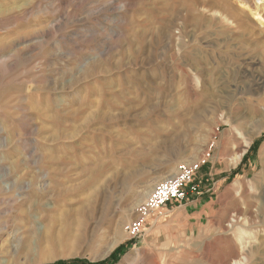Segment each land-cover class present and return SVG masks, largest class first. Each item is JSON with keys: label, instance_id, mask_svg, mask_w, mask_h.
<instances>
[{"label": "rangeland", "instance_id": "obj_1", "mask_svg": "<svg viewBox=\"0 0 264 264\" xmlns=\"http://www.w3.org/2000/svg\"><path fill=\"white\" fill-rule=\"evenodd\" d=\"M263 78L264 0H0V264H264Z\"/></svg>", "mask_w": 264, "mask_h": 264}, {"label": "built area", "instance_id": "obj_2", "mask_svg": "<svg viewBox=\"0 0 264 264\" xmlns=\"http://www.w3.org/2000/svg\"><path fill=\"white\" fill-rule=\"evenodd\" d=\"M209 151L194 161H182L174 172L158 181L147 197L138 204L136 216L126 222L124 230L131 238L138 237L146 217L172 204H180L190 195L200 192L199 170L208 160Z\"/></svg>", "mask_w": 264, "mask_h": 264}, {"label": "crops", "instance_id": "obj_3", "mask_svg": "<svg viewBox=\"0 0 264 264\" xmlns=\"http://www.w3.org/2000/svg\"><path fill=\"white\" fill-rule=\"evenodd\" d=\"M203 167V166H202ZM201 167V169H203ZM200 169V170H201ZM200 170H199V172H200ZM199 177V176H198ZM201 193L198 195H190V196H188L187 198H186V200H184L183 202H181L180 204H172V205H168V206H170V207H172V206H175V207H179V206H185V207H190V206H192V204H195V203H197L198 202V197L199 198H201ZM168 206H166V207H164V208H162V209H164V210H167V207Z\"/></svg>", "mask_w": 264, "mask_h": 264}, {"label": "trees", "instance_id": "obj_4", "mask_svg": "<svg viewBox=\"0 0 264 264\" xmlns=\"http://www.w3.org/2000/svg\"><path fill=\"white\" fill-rule=\"evenodd\" d=\"M116 252H114L110 255V259H109L110 261H114L117 258ZM54 264H65V263L58 262V263H54ZM67 264H107V262L101 261V262H96V263H87L86 261L73 260V261L68 262Z\"/></svg>", "mask_w": 264, "mask_h": 264}, {"label": "bare ground", "instance_id": "obj_5", "mask_svg": "<svg viewBox=\"0 0 264 264\" xmlns=\"http://www.w3.org/2000/svg\"><path fill=\"white\" fill-rule=\"evenodd\" d=\"M264 79V78H263ZM258 81V80H257ZM263 81V80H262ZM261 81V82H262ZM259 82V84L261 83L260 81H258ZM264 147V146H263ZM263 150V149H262ZM244 151V150H243ZM264 151V150H263ZM240 154H242V152L240 153ZM240 154L238 155V157L240 156ZM263 156V155H262ZM147 193H148V191H147ZM147 193H145V195L147 194ZM163 212L164 211H160V210H158L156 213H153L152 215H162L163 214ZM138 251V250H137ZM131 255V254H130ZM130 255H126L125 257H124V261H128V263L130 264V263H132V261H134L133 259L134 258H132V257H129ZM239 261V260H238ZM236 263V262H235ZM135 264H137V263H135Z\"/></svg>", "mask_w": 264, "mask_h": 264}]
</instances>
